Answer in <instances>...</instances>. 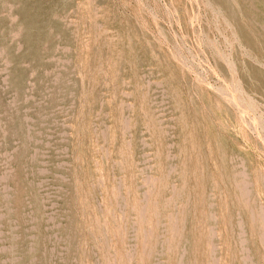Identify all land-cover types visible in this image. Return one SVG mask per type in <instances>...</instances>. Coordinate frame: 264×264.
Masks as SVG:
<instances>
[{
	"label": "rangeland",
	"instance_id": "1",
	"mask_svg": "<svg viewBox=\"0 0 264 264\" xmlns=\"http://www.w3.org/2000/svg\"><path fill=\"white\" fill-rule=\"evenodd\" d=\"M90 3L91 6L89 5ZM189 5L191 6L189 7ZM0 6V58L4 57L0 59V197H3V201L0 198V264H85L86 262V264H105V262L106 264H248L249 262V264H264V243H262L264 241L262 238L264 237V230L262 229V226L264 228V177L261 179L264 176V73L262 74L264 72V0H0ZM221 14L223 15L221 16ZM82 16L84 19H82ZM129 21H132V23ZM99 25L102 26L98 27ZM35 30L37 31L35 32ZM87 30L88 32L86 33ZM32 32H35L34 37ZM4 33L6 36H4ZM99 34L101 35L99 36ZM77 36H79V39ZM140 42L142 43L140 44ZM5 43L9 45L6 46ZM160 48H163L165 52ZM155 49L156 53L154 51ZM7 50L9 53H7ZM28 52L30 53L28 54ZM237 52L240 53L238 54ZM114 53L115 55H113ZM62 54L64 55L62 56ZM13 59L15 60L14 62H12ZM23 59L24 61H22ZM7 60H11V63L9 61L7 62ZM95 60L97 61L96 63ZM217 61L219 63H216ZM240 63L242 65H239ZM221 65L225 68L221 67ZM13 68L15 71H13ZM117 69L118 71L116 72ZM223 69H225V72ZM18 72L21 74L19 75ZM152 72L155 73V76L152 75ZM23 78L24 81L28 78V81L26 80L24 82ZM167 78L170 79L167 80ZM5 79L6 82L4 81ZM12 79L15 80L12 81ZM260 79L262 82H260ZM58 80L62 83H59ZM126 82H129V84L126 85ZM249 84H251L250 88ZM7 85L10 86L7 87ZM15 87L18 88L16 89ZM77 91L78 93L76 94ZM251 92L254 94H251ZM92 94H94V98ZM251 95L254 97H249ZM142 97H145L146 100ZM173 97L175 98L173 99ZM100 98L102 99L100 100ZM216 99H220V101H214ZM219 103L222 107L224 106V110L219 106ZM253 103L255 104L253 105ZM180 106L182 107L180 108ZM7 108L11 113L7 111ZM140 109L143 112L139 111ZM147 111L149 112L147 113ZM229 113L232 117L229 116ZM89 114L90 116H86ZM237 114L241 116L239 117ZM34 116L36 117L34 118ZM121 120L122 123H120ZM192 121L193 123H191ZM154 122L157 125H154ZM123 124L125 125L123 126ZM156 127H158V130ZM186 127L187 129H185ZM153 131L155 132L153 133ZM65 132L67 133L65 134ZM163 132L166 134H162ZM11 136H15L16 138ZM151 136L153 137L151 138ZM28 137L31 139L29 140ZM112 137H114L113 140ZM123 139L124 141H122ZM143 139L145 140L143 141ZM25 142L26 144H24ZM82 149L85 151L83 152ZM128 149H132V151ZM122 150L125 152L124 155ZM35 158L39 159L38 162ZM230 158L231 161H229ZM126 168L128 169L126 170ZM258 168L261 172H259ZM69 171L72 173L70 174ZM142 171L143 173H141ZM232 175H235V177ZM100 176L103 177L102 180ZM234 180L238 183L236 184ZM17 181L20 182L18 183ZM178 181L180 183H177ZM182 181L183 183H181ZM257 182L258 184H256ZM80 187L81 189H79ZM238 187L244 188V190L241 188L238 189ZM249 188L250 191L248 190ZM242 193L249 194L245 196ZM258 194L259 196H257ZM5 195L7 198H5ZM242 195L243 197L241 199ZM80 203H82L83 208H81ZM163 203L170 204L168 206V204L164 205ZM87 204L88 207H86ZM117 204L120 205L118 206ZM69 210L72 211L70 212ZM169 214H171L170 217ZM249 218H252V220ZM138 219L141 220L139 221ZM150 219L152 220L150 221ZM167 219L169 220L167 221ZM238 222H240V226ZM167 223H170V227ZM148 225L152 227L149 228ZM97 228L99 230H96ZM169 229L172 230L173 234ZM213 231L215 232L213 233ZM92 232H95V235ZM77 235L80 237H77ZM73 236L75 239H73ZM93 238H96V240ZM173 239L174 241H172ZM110 240L111 242H109ZM183 240L188 241L183 242ZM175 246L177 247L175 248ZM242 246L244 247L242 248ZM100 247H102L101 250ZM151 247L152 249H150ZM164 252L169 254L166 255ZM141 253L143 254L141 255Z\"/></svg>",
	"mask_w": 264,
	"mask_h": 264
},
{
	"label": "bare ground",
	"instance_id": "2",
	"mask_svg": "<svg viewBox=\"0 0 264 264\" xmlns=\"http://www.w3.org/2000/svg\"><path fill=\"white\" fill-rule=\"evenodd\" d=\"M182 1H183V0H182ZM192 1H193V0H192ZM204 1H207V0H204ZM212 1H213V0H212ZM231 1H232V0H231ZM233 1H234V0H233ZM252 1H253V0H252ZM259 1H260V0H259ZM14 2H16V1H14ZM74 2H75V1H74ZM86 2H87V1H86ZM92 2H93V1H92ZM94 2H95V1H94ZM186 2H187V1H186ZM215 2H216V1H215ZM237 2H238V1H237ZM261 2H263V1H261ZM106 3H107V2H106ZM183 3H184V2H183ZM206 3H207V2H206ZM228 3H229V2H228ZM13 4H14V3H13ZM92 4H93V3H92ZM95 4H97V3H95ZM231 4H232V3H231ZM235 4H236V3H235ZM238 4H239V3H238ZM74 5H75V3H74ZM74 5H73V6H74ZM89 5L91 6V3H90ZM99 5H100V4H99ZM101 5H102V4H101ZM13 6H14V5H13ZM13 6H12V7H13ZM21 6H22V5H21ZM63 6H64V5H63ZM68 6H69V5H68ZM97 6H98V4H97ZM190 6H191V5H189V7H190ZM212 6H214V5H212ZM235 6H236V5H235ZM245 6H246V5H245ZM254 6H255V5H254ZM0 7H1V6H0ZM77 7H78V6H77ZM92 7H94V6H92ZM106 7H107V6H106ZM236 7H237V6H236ZM238 7H239V6H238ZM258 7H259V6H258ZM95 8H96V7H95ZM216 8H217V7H216ZM229 8H230V6H229ZM11 9H12V8H11ZM96 9H99V8H96ZM240 9H241V7H240ZM234 10H235V9H234ZM251 10H252V9H251ZM258 10H259V9H258ZM262 10H263V9H262ZM100 11H103V10H100ZM182 11H183V10H182ZM239 11H240V10H239ZM239 11H238V12H239ZM2 12H3V11H2ZM20 12H21V11H20ZM22 12L24 13L23 9H22ZM90 12H91V11H90ZM93 12H94V11H93ZM179 12H180V11H179ZM238 12H237V13H238ZM15 13H16V12H15ZM29 13H30V12H29ZM71 13H72V11H71ZM81 13H82V12H81ZM100 13H101V12H100ZM102 13H103V12H102ZM185 13H186V12H185ZM224 13H225V12H224ZM239 13H240V12H239ZM11 14H12V13H11ZM18 14H19V13H18ZM74 14H75V13H74ZM96 14H97V13H96ZM233 14H234V13H233ZM250 14H251V13H250ZM250 14H249V15H250ZM261 14H262V13H261ZM0 15H1V14H0ZM72 15H73V14H72ZM76 15H77V14H76ZM178 15H179V14H178ZM222 15H223V14H221V16H222ZM242 15H243V14H242ZM247 15H248V13H247ZM12 16H13V15H12ZM26 16H27V15H26ZM74 16H75V15H74ZM181 16H182V15H181ZM181 16H180V17H181ZM187 16H188V15H187ZM240 16H241V14H240ZM16 17H17V16H16ZM23 17H25V16H23ZM98 17H99V16H98ZM98 17H97V18H98ZM185 17H186V16H185ZM263 17H264V16H263ZM35 18H36V17H35ZM186 18H187V17H186ZM237 18H238V17H237ZM66 19H67V18H66ZM66 19H65V20H66ZM82 19H84L83 16H82ZM181 19H182V18H181ZM220 19H221V18H220ZM229 19H230V18H229ZM241 19H242V17H241ZM13 20H15V19H13ZM30 20H31V19H30ZM59 20H60V19H59ZM59 20H58V23H59ZM97 20H98V19H97ZM110 20H111V19H110ZM110 20H108V21H110ZM117 20H118V19H117ZM217 20H219V18H217ZM217 20H216V21H217ZM226 20H227V19H226ZM231 20H232V19H231ZM258 20H260V18H258ZM70 21H71V20H70ZM92 21H93V20H92ZM92 21H91V22H92ZM222 21H223V20H222ZM224 21H225V20H224ZM232 21H233V20H232ZM256 21H257V19H256ZM4 22H5V21H4ZM19 22H20V21H19ZM77 22H78V21H77ZM87 22H88V21H87ZM103 22H104V21H103ZM113 22H114V21H113ZM124 22H125V21H124ZM129 22H130V21H129ZM129 22H128V23H129ZM136 22H137V21H136ZM189 22H190V20H189ZM219 22H220V21H219ZM241 22H242V21H241ZM246 22H247V20H246ZM11 23H12V22H11ZM65 23H66V22H65ZM110 23H112V22H110ZM118 23H119V22H118ZM130 23H132V21H131ZM130 23H129V25H130ZM137 23H138V22H137ZM183 23H185V22H183ZM217 23H218V22H217ZM225 23H226V22H225ZM230 23H231V22H230ZM232 23H233V22H232ZM244 23H245V22H244ZM250 23H251V22H250ZM6 24H7V23H6ZM6 24H5V25H6ZM66 24H67V23H66ZM77 24H78V23H77ZM86 24H87V23H86ZM124 24H125V23H124ZM185 24H186V23H185ZM233 24H234V23H233ZM251 24H252V23H251ZM255 24H256V23H255ZM109 25H110V24H109ZM117 25H118V24H117ZM119 25H120V24H119ZM127 25H128V24H127ZM129 25H128V26H129ZM138 25H139V24H138ZM234 25H235V24H234ZM245 25H246V24H245ZM0 26H1V25H0ZM15 26H16V25H15ZM15 26H14V27H15ZM65 26H66V25H65ZM73 26H74V25H73ZM84 26H85V25H84ZM101 26H102V25H99L98 27H101ZM124 26H125V25H124ZM124 26H123V27H124ZM130 26H131V25H130ZM140 26H141V25H140ZM227 26H228V25H227ZM231 26H232V25H231ZM236 26H237V25H236ZM14 27H13V28H14ZM89 27H90V26H89ZM159 27H160V26H159ZM162 27H163V26H162ZM162 27H161V28H162ZM254 27H255V26H254ZM66 28H67V27H66ZM238 28H239V27H238ZM246 28H247V27H246ZM5 29H6V28H5ZM22 29H23V28H22ZM69 29H70V28H69ZM80 29H81V28H80ZM91 29H92V28H91ZM94 29H96V28H94ZM135 29H136V28H135ZM143 29H144V28H143ZM233 29H234V28H233ZM260 29H261V28H260ZM6 30H7V29H6ZM8 30H9V29H8ZM11 30H12V28H11ZM14 30H15V29H14ZM14 30H13V31H14ZM65 30H66V29H65ZM89 30H90V29H89ZM122 30H123V29H122ZM163 30H164V29H163ZM235 30H236V29H235ZM237 30H238V29H237ZM23 31H24V30H23ZM36 31H37V30H35V32H36ZM55 31H56V30H55ZM58 31H59V30H58ZM63 31H64V30H63ZM74 31H75V30H74ZM120 31H121V30H120ZM131 31H132V30H131ZM131 31H130V32H131ZM256 31H257V30H256ZM2 32H3V31H2ZM8 32H9V31H8ZM10 32H11V31H10ZM35 32H34V33H35ZM65 32H66V31H65ZM83 32H84V31H83ZM87 32H88V30L86 31V33H87ZM99 32H101V31H99ZM106 32H108V31H106ZM123 32H124V31H123ZM137 32H138V31H137ZM142 32H143V31H142ZM144 32H145V31H144ZM237 32H238V31H237ZM241 32H242V31H241ZM248 32H249V31H248ZM25 33H26V32H25ZM32 33H33V32H32ZM34 33H33V37H34ZM95 33H96V32H95ZM117 33H118V32H117ZM125 33H126V32H125ZM238 33H239V32H238ZM262 33H263V32H262ZM1 34H2V33H1ZM19 34H20V33H19ZM36 34H37V33H36ZM65 34H66V33H65ZM78 34H79V33H78ZM90 34H91V33H90ZM101 34H102V33H101ZM101 34H99V36H100ZM119 34H120V33H119ZM239 34H240V33H239ZM11 35H12V34H11ZM23 35H24V34H23ZM62 35H63V34H62ZM66 35H67V34H66ZM105 35H106V34H105ZM116 35H117V34H116ZM121 35H122V34H121ZM133 35H134V34H133ZM136 35H138V34H136ZM140 35H141V34H140ZM4 36H6L5 33H4ZM8 36H9V35H8ZM18 36H20V35H18ZM96 36H97V35H96ZM123 36H124V35H123ZM123 36H122V37H123ZM138 36H139V35H138ZM143 36H144V35H143ZM165 36H166V35H165ZM234 36H235V34H234ZM248 36H249V35H248ZM259 36H260V35H259ZM0 37H1V36H0ZM16 37H17V36H16ZM24 37H25V35H24ZM33 37H32V38H33ZM52 37H54V36L52 35ZM77 37H78V39H79V36H77ZM101 37H103V36H101ZM249 37H250V36H249ZM10 38H11V37H10ZM25 38H26V37H25ZM118 38H119V37H118ZM123 38H124V37H123ZM123 38H122V39H123ZM140 38H141V37H140ZM145 38H146V37H145ZM145 38H144V39H145ZM231 38H232V37H231ZM253 38H254V37H253ZM256 38H257V37H256ZM256 38H255V39H256ZM33 39H34V38H33ZM33 39H32V41H33ZM61 39H62V38H61ZM96 39H97V38H96ZM98 39H99V38H98ZM106 39H107V38H106ZM112 39H113V38H112ZM120 39H121V38H120ZM127 39H128V38H127ZM133 39H135V38H133ZM149 39H150V38H149ZM151 39H152V38H151ZM242 39H243V37H242ZM249 39H251V38H249ZM258 39H259V38H258ZM26 40H27V39H26ZM47 40H48V39H47ZM57 40H58V39H57ZM72 40H73V39H72ZM113 40H114V39H113ZM139 40H140V39H139ZM238 40H240V39H238ZM9 41H10V39H9ZM16 41H17V40H16ZM30 41H31V40H30ZM62 41H63V40H62ZM101 41H102V40H101ZM101 41H100V42H101ZM119 41H120V40H119ZM136 41H137V40H136ZM142 41H143V40H142ZM236 41H237V40H236ZM259 41L261 42L260 39H259ZM1 42H2V41H1ZM33 42H35V41H33ZM66 42H67V41H66ZM68 42H69V41H68ZM71 42H72V41H71ZM73 42H74V41H73ZM92 42H93V41H92ZM105 42H106V40H105ZM112 42H113V41H112ZM150 42H151V41H150ZM153 42H155V41H153ZM241 42H242V41H241ZM7 43H8V42H7ZM11 43H12V42H11ZM25 43H26V42H25ZM30 43H31V42H30ZM50 43H51V42H50ZM110 43H111V41H110ZM129 43H130V41H129ZM138 43H139V42H138ZM141 43H142V42H140V44H141ZM208 43H209V42H208ZM210 43H211V41H210ZM238 43H239V42H238ZM258 43H259V42H258ZM258 43H257V44H258ZM35 44H36V42H35ZM69 44H70V43H69ZM74 44H75V43H74ZM74 44H73V45H74ZM90 44H91V43H90ZM94 44H96V43H94ZM97 44H98V43H97ZM111 44H112V43H111ZM120 44H121V43H120ZM146 44H149V43H146ZM154 44H155V43H154ZM241 44H242V43H241ZM5 45H6V43H5ZM8 45H9V44H8ZM8 45H6V46H8ZM27 45H28V43H27ZM29 45H31V44H29ZM71 45H72V44H71ZM77 45H78V44H77ZM151 45H152V44H151ZM157 45H158V44H157ZM233 45H234V44H233ZM238 45H239V44H238ZM258 45H259V44H258ZM260 45H261V44H260ZM6 46H5V47H6ZM51 46H52V45H51ZM89 46H90V45H89ZM119 46H120V45H119ZM139 46H141V45H139ZM254 46H255V45H254ZM9 47H10V46H9ZM11 47H13V46H11ZM15 47H16V46H15ZM59 47H60V46H59ZM93 47H94V46H93ZM113 47H114V46H113ZM129 47H130V45H129ZM133 47H134V46H133ZM137 47H138V46H137ZM149 47L151 48V46H149ZM19 48H21V47H19ZM236 48H237V47H236ZM236 48H235V49H236ZM255 48H256V47H255ZM6 49H7V48H6ZM45 49H46V47H45ZM86 49H87V48H86ZM102 49H103V48H102ZM123 49H124V46H123ZM126 49H129V48H126ZM131 49H132V48H131ZM153 49H154V48H153ZM160 49L163 50V48H160ZM235 49H233V50H235ZM0 50H1V49H0ZM3 50H4V49H3ZM10 50H12V49H10ZM32 50H33V47H32ZM43 50H44V49H43ZM49 50H50V49H49ZM52 50H53V49H52ZM59 50H60V49H59ZM65 50H66V49H65ZM124 50H125V49H124ZM149 50H150V49H149ZM262 50H263V49H262ZM47 51H48V49H47ZM86 51H87V50H86ZM89 51H90V50H89ZM98 51H99V50H98ZM101 51H102V50H101ZM131 51H132V50H131ZM133 51H134V50H133ZM154 51H155V53H156V49H155ZM163 51H164V50H163ZM10 52H12V51H10ZM50 52H51V51H50ZM99 52H100V51H99ZM121 52H122V51H121ZM121 52H120V53H121ZM124 52H125V51H124ZM164 52H165V51H164ZM5 53H6V52H5ZM7 53H9L8 50H7ZM14 53H15V52H14ZM29 53H30V52H28V54H29ZM31 53H32V52H31ZM39 53H40V52H39ZM41 53H42V52H41ZM53 53H54V52H53ZM65 53H66V52H65ZM104 53H105V51H104ZM120 53H118V54L120 55ZM235 53H236V52H235ZM237 53H238V52H237ZM239 53H240V52H239ZM239 53H238V54H239ZM2 54H3V53H2ZM2 54H1V55H2ZM26 54H27V53H26ZM26 54H25V55H26ZM46 54H47V53H46ZM51 54H52V53H51ZM57 54H58V53H57ZM59 54H60V53H59ZM93 54H94V53H93ZM97 54H98V52H97ZM122 54H125V53H122ZM122 54H121V56H122ZM130 54H131V53H130ZM149 54H150V53H149ZM152 54H154V53L152 52ZM158 54H159V52H158ZM7 55H8V54H7ZM11 55H12V53H11ZM20 55H21V54H20ZM44 55H45V54H44ZM63 55H64V54H62V56H63ZM69 55H70V54H69ZM69 55H68V56H69ZM71 55H72V54H71ZM113 55H115V53H114ZM119 55H118V56H119ZM163 55H164V54H163ZM219 55H220V54H219ZM234 55H235V54H234ZM260 55H261V54H260ZM12 56H13V55H12ZM12 56H11V57H12ZM21 56H22V55H21ZM39 56H40V55H39ZM47 56H48V55H47ZM73 56H74V55H73ZM123 56H124V55H123ZM133 56H134V55H133ZM142 56H144V55H142ZM154 56H155V55H154ZM239 56H240V55H239ZM239 56H238V57H239ZM16 57H17V56H16ZM30 57L32 58V56H30ZM83 57H84V56H83ZM90 57H91V56H90ZM93 57H94V55H93ZM148 57H149V56H148ZM157 57H158V56H157ZM218 57H219V56H218ZM221 57H223V56H221ZM3 58H4V57H3ZM3 58H0V59H3ZM23 58H24V57H23ZM26 58H27V57H26ZM26 58H25V59H26ZM33 58H34V55H33ZM37 58H38V57H37ZM60 58H61V57H60ZM78 58H79V57H78ZM95 58H97V57H95ZM121 58H123V57H121ZM125 58H126V56H125ZM257 58H258V57H257ZM10 59H11V58H10ZM18 59H19V56H18ZM18 59H17V61H18ZM39 59H41V57H39ZM39 59H38V61H39ZM57 59H58V58H57ZM100 59H102V58H100ZM132 59H133V58H132ZM157 59H158V58H157ZM216 59H217V57H216ZM137 60H138V59H137ZM147 60H148V59H147ZM147 60H145V61H147ZM233 60H234V59H233ZM5 61H6V60H5ZM5 61H4V62H5ZM8 61H9V60H7V62H8ZM10 61H11V60H10ZM10 61H9V62H10ZM14 61H15V60L13 59L12 62H14ZM22 61H24V59H23ZM28 61H29V59H28ZM43 61H44V60H43ZM46 61H47V60H46ZM46 61H45V62H46ZM109 61H110V59H109ZM128 61H129V60H128ZM155 61H156V60H155ZM164 61H165V59H164ZM219 61H220V60H219ZM257 61H258V59H257ZM261 61H262V59H261ZM33 62H34V61H33ZM36 62H37V61H36ZM41 62H42V61H41ZM66 62H67V61H66ZM72 62H73V61H72ZM72 62H71V63H72ZM90 62H91V61H90ZM96 62H97V61L95 60V63H96ZM156 62H157V61H156ZM222 62H223V61H222ZM232 62H234V61H232ZM235 62H236V61H235ZM252 62H253V61H252ZM10 63H11V62H10ZM21 63H23V62H21ZM26 63H27V62H26ZM38 63H39V62H38ZM54 63H55V62H54ZM82 63H83V62H82ZM92 63H93V62H92ZM95 63H94V65H95ZM121 63H122V62H121ZM128 63H129V62H128ZM160 63H161V62H160ZM183 63H184V62H183ZM216 63H219V62L217 61ZM259 63H260V61H259ZM7 64H9V63H7ZM13 64H14V63H13ZM17 64H18V63H17ZM19 64H20V63H19ZM97 64H98V63H97ZM119 64H120V63H119ZM122 64H123V63H122ZM142 64H143V63H142ZM220 64H222V63L220 62ZM223 64H224V63H223ZM249 64H250V62H249ZM251 64H252V63H251ZM255 64H256V63H255ZM10 65H11V64H10ZM15 65H16V64H15ZM47 65H48V64H47ZM62 65H63V64H62ZM67 65H68V64H67ZM70 65H71V64H70ZM117 65H118V64H117ZM130 65H131V64H130ZM150 65H151V64H150ZM226 65H227V63H226ZM234 65H235V63H234ZM239 65H242V64L240 63ZM244 65H245V64H244ZM0 66H1V65H0ZM7 66H8V65H7ZM13 66H14V65H13ZM53 66H54V65H53ZM64 66H65V65H64ZM89 66H90V65H89ZM102 66H103V65H102ZM104 66H105V65H104ZM166 66H167V65H166ZM261 66H262V65H261ZM40 67H41V66H40ZM44 67H45V66H44ZM67 67H68V66H67ZM81 67H82V66H81ZM94 67H96V66H94ZM115 67H116V66H115ZM120 67H121V66H120ZM130 67H131V66H130ZM152 67H153V66H152ZM216 67H217V65H216ZM221 67H224V66L221 65ZM234 67H235V66H234ZM237 67L240 68L239 66H237ZM243 67H244V66H243ZM14 68H16V67H14ZM14 68H13V71H15ZM32 68H33V67H32ZM35 68H36V67H35ZM87 68H88V67H87ZM125 68H126V67H125ZM160 68H161V67H160ZM163 68H164V67H163ZM224 68H225V67H224ZM235 68H236V67H235ZM250 68H251V65H250ZM255 68H256V67H255ZM36 69H37V68H36ZM39 69H40V68H39ZM39 69H38V70H39ZM47 69H48V68H47ZM56 69H57V68H56ZM92 69H93V67H92ZM105 69H106V68H105ZM161 69H162V68H161ZM226 69H228V68H226ZM229 69H230V68H229ZM244 69H245V68H244ZM0 70H1V69H0ZM21 70H22V69H21ZM23 70H24V69H23ZM33 70H34V69H33ZM40 70H41V69H40ZM96 70H97V69H96ZM103 70H104V68H103ZM135 70H136V68H135ZM155 70H156V67H155ZM224 70H225V69H223V71H224ZM240 70H241V69H240ZM6 71H7V70H6ZM13 71H12V72H13ZM35 71H36V70H35ZM35 71H34V72H35ZM68 71H69V70H68ZM72 71H73V70H72ZM94 71H95V70H94ZM117 71H118V69L116 70V72H117ZM119 71H120V70H119ZM163 71H164V69H163ZM229 71H230V70H229ZM231 71H232V70H231ZM247 71H248V70H247ZM258 71H259V70H258ZM20 72H21V71H20ZM30 72H31V71H30ZM30 72H29V73H30ZM55 72H56V71H55ZM60 72H61V71H60ZM69 72H70V71H69ZM106 72H107V71H106ZM138 72H139V70H138ZM154 72H155V71H154ZM154 72H152V73H153L152 75L155 74ZM168 72H169V71H168ZM224 72H225V71H224ZM248 72H249V71H248ZM248 72H247V73H248ZM18 73H19V72H18ZM52 73H53V72H52ZM65 73H66V72H65ZM65 73H64V75H65ZM108 73H109V72H108ZM141 73H142V72H141ZM143 73H144V71H143ZM162 73H163V72H162ZM162 73H161V74H162ZM166 73H167V72H166ZM169 73H170V72H169ZM254 73H255V72H254ZM263 73H264V72H262V74H263ZM7 74H8V73H7ZM13 74H14V73H13ZM20 74H21V73H19V75H20ZM23 74H24V73H23ZM66 74H67V73H66ZM81 74H82V73H81ZM103 74H104V72H103ZM115 74H117V73H115ZM122 74H123V73H122ZM127 74H128V73H127ZM136 74H137V73H136ZM138 74H139V73H138ZM231 74H232V73H231ZM231 74H230V75H231ZM236 74H237V72H236ZM257 74H259V73H257ZM260 74H261V73H260ZM14 75H15V74H14ZM14 75H13V76H14ZM16 75H17V74H16ZM32 75H33V74H32ZM73 75H74V74H73ZM92 75H93V74H92ZM107 75H108V74H107ZM123 75H124V74H123ZM149 75H150V74H149ZM158 75H159V74H158ZM162 75H163V74H162ZM232 75H233V74H232ZM240 75H241V74H240ZM42 76H43V75H42ZM42 76H41V77H42ZM53 76H54V75H53ZM80 76H81V75H80ZM127 76H128V75H127ZM135 76H137V75H135ZM138 76H139V75H138ZM154 76H155V75H154ZM163 76H164V75H163ZM168 76H169V75H168ZM235 76H236V75H235ZM235 76H234V77H235ZM248 76H249V75H248ZM255 76H256V75H255ZM7 77H8V76H7ZM15 77H16V76H15ZM17 77H18V76H17ZM24 77H25V76H24ZM57 77H58V76H57ZM61 77H63V76H61ZM111 77H112V76H111ZM111 77H110V78H111ZM114 77H115V76H114ZM132 77H133V76H132ZM150 77H151V76H150ZM240 77H241V76H240ZM85 78H86V77H85ZM93 78H94V77H93ZM112 78H113V77H112ZM126 78H127V77H126ZM126 78H125V79H126ZM241 78H242V77H241ZM255 78H257V77H255ZM258 78H259V77H258ZM261 78H263V77L261 76ZM16 79H17V78H16ZM44 79H45V78H44ZM54 79H55V78H54ZM60 79H61V78H60ZM73 79H74V78H73ZM100 79H101V78H100ZM127 79H128V78H127ZM133 79H134V78H133ZM168 79H170V78H167V80H168ZM242 79H243V78H242ZM263 79H264V78H263ZM0 80H1V79H0ZM13 80H15V79H12V81H13ZM26 80L28 81V78H26ZM26 80H25V81H26ZM48 80H49V79H48ZM56 80H57V79H56ZM64 80H65V79H64ZM74 80H75V79H74ZM74 80H70V81H74ZM78 80H79V79H78ZM82 80H83V79H82ZM85 80H86V79H85ZM140 80H141V79H140ZM145 80H146V79H145ZM240 80H241V79H240ZM240 80H239V82H240ZM260 80H261V79H260ZM260 80H259V81H260ZM4 81L6 82V79H5ZM23 81H24V78H23ZM25 81H24V82H25ZM33 81H34V80H33ZM33 81H31V82H33ZM41 81H42V80H41ZM52 81H53V80H52ZM70 81H69V82H70ZM86 81H87V80H86ZM92 81H94V80H92ZM96 81H97V79H96ZM105 81H106V80H105ZM116 81H117V80H116ZM118 81H119V80H118ZM170 81H171V80H170ZM170 81H169V82H170ZM1 82H2V81H1ZM7 82H8V81H7ZM10 82H11V81H10ZM20 82H21V81H20ZM31 82H30V84H31ZM58 82H59V80H58ZM60 82H61V81H60ZM60 82H59V83H60ZM64 82H67V81H64ZM83 82H84V81H83ZM102 82H103V81H102ZM106 82H107V81H106ZM109 82H110V81H109ZM113 82H114V81H113ZM120 82H121V81H120ZM132 82H133V81H132ZM135 82H136V81H135ZM142 82H143V81H142ZM163 82H164V81H163ZM260 82H262V80H261ZM56 83H57V82H56ZM61 83H62V82H61ZM85 83H86V82H85ZM95 83H97V82H95ZM124 83H125V82H124ZM139 83H140V82H139ZM144 83H145V82H144ZM146 83H147V82H146ZM0 84H1V83H0ZM12 84H14V83H12ZM20 84H21V83H20ZM20 84H19V85H20ZM28 84H29V83H28ZM50 84H51V83H50ZM83 84H84V83H83ZM98 84H99V83H98ZM122 84H123V83H122ZM127 84H129V82H126V85H127ZM5 85H6V84H5ZM5 85H4V86H5ZM15 85H17V84H15ZM19 85H18V86H19ZM61 85H62V84H61ZM65 85H66V84H65ZM73 85H74V84H73ZM101 85H102V84H101ZM104 85H105V84H104ZM109 85H110V84H109ZM113 85H115V84H113ZM120 85H121V83H120ZM132 85H133V83H132ZM167 85H168V84H167ZM241 85H242V84H241ZM8 86H10V85H7V87H8ZM11 86H12V85H11ZM33 86H34V85H33ZM44 86H45V85H44ZM79 86H80V85H79ZM86 86H87V85H86ZM123 86H124V85H123ZM136 86H137V85H136ZM136 86H135V89H136ZM147 86H148V85H147ZM196 86H197V85H196ZM196 86H195V88L198 89V87H196ZM199 86H200V85H199ZM250 86H251V84H249V88H250ZM53 87H54V86H53ZM55 87H56V86H55ZM60 87H62V86H60ZM66 87H68V86H66ZM110 87H111V86H110ZM113 87H114V86H113ZM132 87H133V86H132ZM142 87H143V86H142ZM148 87H149V86H148ZM170 87H171V86H170ZM173 87H175V86H173ZM201 87H202V86H201ZM258 87H259V86H258ZM15 88L17 89L18 87H15ZM48 88H49V86H48ZM73 88H74V87H73ZM120 88H122V87L120 86ZM120 88H119V89H120ZM175 88H177V87H175ZM175 88H174V89H175ZM232 88H233V87H232ZM2 89H3V88H2ZM13 89H14V87H13ZM53 89H54V88H53ZM53 89H52V90H53ZM68 89H69V88H68ZM70 89H71V88H70ZM76 89H77V88H76ZM76 89H75V90H76ZM104 89H105V88H104ZM138 89H139V86H138ZM146 89H147V88H146ZM151 89H152V88H151ZM177 89H179V88H177ZM228 89H229V88H228ZM241 89H242V88H241ZM62 90H63V89H62ZM62 90H61V91H62ZM83 90H84V89H83ZM85 90H86V89H85ZM91 90H92V89H91ZM97 90H98V89H97ZM108 90H109V88H108ZM148 90H149V89H148ZM179 90H180V89H179ZM195 90H196V89H195ZM15 91H16V90H15ZM19 91H21V90L19 89ZM24 91H25V89H24ZM39 91H40V90H39ZM66 91H67V90H66ZM66 91H65V92H66ZM68 91H69V90H68ZM89 91H90V90H89ZM94 91H95V90H94ZM143 91H144V89H143ZM193 91H194V90H193ZM193 91H192V94H193ZM232 91H233V90H232ZM239 91H240V90H239ZM261 91H262V90H261ZM25 92H26V91H25ZM40 92H41V91H40ZM53 92H54V91H53ZM84 92H85V91H84ZM141 92H142V91H141ZM148 92H149V91H148ZM174 92H175V91H174ZM202 92H203V91H202ZM241 92H243V91H241ZM263 92H264V91H263ZM51 93H52V92H51ZM67 93H68V92H67ZM74 93H75V92H74ZM77 93H78V91L76 92V94H77ZM99 93H100V92H99ZM131 93H132V91H131ZM133 93H134V92H133ZM135 93L137 94V92H135ZM152 93H153V92H152ZM152 93H151V94H152ZM167 93H168V92H167ZM175 93H176V92H175ZM180 93H181V92H180ZM187 93H188V92H187ZM208 93H209V92H208ZM208 93H207V94H208ZM219 93H220V92H219ZM236 93H237V91H236ZM239 93H240V92H239ZM249 93H250V92H249ZM6 94H7V93H6ZM13 94H14V93H13ZM54 94H55V93H54ZM65 94H66V93H65ZM95 94H96V93H95ZM102 94H105V93H102ZM138 94H139V93H138ZM178 94H179V93H178ZM178 94H177V95H178ZM196 94H197V93H196ZM196 94H194V95L196 96ZM213 94H214V93H213ZM220 94H221V93H220ZM244 94H245V93H244ZM251 94H254V93L251 92ZM2 95H3V94H2ZM29 95H31V94H29ZM62 95H63V94H62ZM74 95H75V94H74ZM93 95H94V94H92V96H93ZM147 95H148V94H147ZM194 95H193V96H194ZM197 95H198V94H197ZM209 95H210V94H209ZM239 95H240V94H239ZM241 95H242V94H241ZM247 95H248V91H247ZM256 95H257V94H256ZM12 96H14V95H12ZM12 96H11V97H12ZM49 96H51V95H49ZM57 96H58V95H57ZM65 96H66V95H65ZM77 96H78V95H77ZM77 96H75V97H77ZM88 96H89V95H88ZM92 96H91V97H92ZM104 96H105V95H104ZM107 96H108V95H107ZM139 96H140V95H139ZM172 96H174V95H172ZM189 96H190V95H189ZM207 96H208V95H207ZM211 96H212V93H211ZM219 96H220V95H219ZM219 96H218V97H219ZM225 96H226V95H225ZM263 96H264V95H263ZM6 97H7V96H6ZM24 97H25V96H24ZM26 97H27V96H26ZM33 97H34V96H33ZM41 97H42V95H41ZM43 97H44V96H43ZM67 97H68V96H67ZM98 97H99V96H98ZM118 97H119V96H118ZM149 97H150V96H149ZM151 97H152V95H151ZM178 97H179V96H178ZM186 97H188V96L186 95ZM186 97H185V99H186ZM201 97H202V96H201ZM214 97H216V96H214ZM214 97H213V98H214ZM249 97H254V96L251 95V96H249ZM259 97H260V96H259ZM4 98H5V96H4ZM16 98H17V97H16ZM44 98H45V97H44ZM69 98H70V97H69ZM86 98H87V97H86ZM89 98H90V97H89ZM93 98H94V96H93ZM142 98H143V97H142ZM142 98H141V99H142ZM146 98H147V97H146ZM166 98H167V97H166ZM174 98H175V97H173V99H174ZM220 98H221V97H220ZM225 98H226V97H225ZM1 99H2V98H1ZM13 99H14V98H13ZM42 99H43V98H42ZM42 99H41V102H42ZM52 99H54V98H52ZM64 99H65V98H64ZM64 99H61V100H64ZM77 99H78V98H77ZM84 99H85V98H84ZM90 99H91V98H90ZM101 99H102V98H100V100H101ZM118 99H119V98H118ZM135 99H136V98H135ZM138 99H139V98H138ZM143 99H145V97H144ZM167 99H168V98H167ZM176 99H178V98H176ZM188 99H189V97H188ZM191 99H193V98L191 97ZM191 99H190V100H191ZM15 100H16V99H15ZM23 100H24V99H23ZM43 100H44V99H43ZM115 100H116V99H115ZM145 100H146V99H145ZM209 100H210V99H209ZM217 100H218V99H216V100H214V101H217ZM248 100H249V99H248ZM3 101H4V100H3ZM51 101H52V100H51ZM53 101H54V100H53ZM67 101H68V100H67ZM67 101H66V102H67ZM70 101H71V99H70ZM90 101H91V100H90ZM97 101H98V99H97ZM121 101H122V100H121ZM121 101H120V102H121ZM141 101H142V100H141ZM188 101H189V100H188ZM218 101H220V99H219ZM0 102H1V100H0ZM7 102H8V101H7ZM20 102H24V101H20ZM36 102H37V101H36ZM55 102H56V101H55ZM81 102H82V101H81ZM95 102H96V101H95ZM118 102H119V101H118ZM118 102H117V103H118ZM134 102H136V101H134ZM143 102H144V101H143ZM151 102H152V100H151ZM174 102H175V100H174ZM179 102H182V101H179ZM190 102H191V101H190ZM246 102H247V101H246ZM255 102H256V101H255ZM13 103H14V102H13ZM17 103H18V102H17ZM17 103H15V104H17ZM34 103H35V102H34ZM51 103H52V102H51ZM56 103H57V102H56ZM63 103H64V102H63ZM73 103H74V102H73ZM73 103H72V104H73ZM105 103H106V102H105ZM136 103H137V102H136ZM187 103H189V102H187ZM187 103H186V104H187ZM216 103H217V102H216ZM250 103H251V102H250ZM4 104H5V103H4ZM53 104H54V103H53ZM60 104H61V103H60ZM90 104H91V102H90ZM94 104H95V103H94ZM107 104H108V103H107ZM122 104H123V103H122ZM142 104H143V103H142ZM146 104H147V101H146ZM180 104H181V103H180ZM180 104H179V105H180ZM190 104H191V103H190ZM190 104H188V105H190ZM254 104H255V103H253V105H254ZM261 104H262V103H261ZM5 105H7V104H5ZM10 105H11V104H10ZM10 105H9V106H10ZM12 105H13V104H12ZM40 105H41V104H40ZM40 105H38V106H40ZM43 105H44V104H43ZM65 105H66V104H65ZM74 105H75V104H74ZM95 105H96V104H95ZM124 105H125V104H124ZM149 105H150V104H149ZM195 105H196V104H195ZM249 105H250V104H249ZM249 105H248V106H249ZM33 106H35V105H33ZM105 106H106V105H105ZM121 106H122V105H121ZM130 106H131V105H130ZM137 106H138V105H137ZM140 106H141V105H140ZM219 106H221L220 103H219ZM231 106H232V105H231ZM7 107H8V106H7ZM25 107H26V106H25ZM49 107H50V106H49ZM51 107H52V106H51ZM96 107H97V105H96ZM144 107H145V106H144ZM147 107H148V106H147ZM181 107H182V106H180V108H181ZM221 107H222V106H221ZM223 107H224V106H223ZM223 107H222V108H223ZM227 107H228V106H227ZM233 107H234V106H233ZM5 108H6V107H5ZM8 108H9V107H8ZM8 108H7V111H8ZM13 108H14V107H13ZM13 108H12V109H13ZM16 108H17V107H16ZM46 108H47V107H46ZM76 108H77V107H76ZM84 108H85V107H84ZM84 108H83V109H84ZM91 108H92V107H91ZM110 108H111V107H110ZM120 108H121V107H120ZM141 108H142V107H141ZM216 108H217V106H216ZM31 109H32V108H31ZM33 109H34V108H33ZM38 109H39V108H38ZM64 109L67 110L66 108H64ZM68 109H69V108H68ZM70 109H71V108H70ZM74 109H75V108H74ZM74 109H73V111H74ZM97 109H98V108H97ZM137 109H138V108H137ZM187 109H188V108H187ZM189 109H190V108H189ZM226 109H227V108H226ZM22 110H23V109H22ZM26 110H27V109H26ZM52 110H53V109H52ZM85 110H86V109H85ZM90 110H91V109H90ZM90 110H89V111H90ZM104 110H105V109H104ZM104 110H103V111H104ZM110 110H111V109H110ZM125 110H126V109H125ZM131 110H132V108H131ZM131 110H130V111H131ZM134 110H135V109H134ZM179 110H180V109H179ZM218 110H219V109H218ZM223 110H224V108H223ZM237 110H239V109H237ZM2 111H3V110H2ZM9 111H10V110H9ZM9 111H8V112H9ZM14 111H15V110H14ZM16 111H17V110H16ZM37 111H38V110H37ZM50 111H51V110H50ZM56 111H57V110H56ZM63 111H64V110H63ZM123 111H124V110H123ZM132 111H133V110H132ZM136 111H137V110H136ZM139 111H142V109H140ZM145 111H146V110H145ZM189 111H190V110H189ZM17 112H18V111H17ZM48 112H49V111H48ZM48 112H47V113H48ZM71 112H72V111H71ZM87 112H88V110H87ZM120 112H121V111H120ZM128 112H129V111H128ZM142 112H143V111H142ZM142 112H141V113H142ZM148 112H149V111H147V113H148ZM178 112H179V111H178ZM223 112H224V111H223ZM233 112H234V111H233ZM235 112H236V111H235ZM2 113H3V112H2ZM9 113H11V112H9ZM12 113H13V112H12ZM35 113H36V112H35ZM37 113H38V112H37ZM40 113H41V112H40ZM54 113H55V112H54ZM79 113H80V112H79ZM83 113H84V112H83ZM91 113L93 114V112H91ZM102 113H103V112H102ZM121 113H122V112H121ZM133 113H135V112H133ZM137 113H139V112L137 111ZM147 113H146V115H147ZM176 113H177V112H176ZM182 113H183V112H182ZM225 113H226V112H225ZM13 114H14V113H13ZM25 114H26V113H25ZM29 114H30V113H29ZM31 114H32V112H31ZM66 114H67V113H66ZM108 114H109V113H108ZM112 114H113V113H112ZM123 114H124V113H123ZM183 114L185 115V113H183ZM11 115H12V114H11ZM21 115H22V114H21ZM46 115H47V114H46ZM69 115H70V114H69ZM82 115H83V114H82ZM116 115H117V114H116ZM120 115H121V114H120ZM136 115H137V114H136ZM138 115H140V114H138ZM148 115H149V114H148ZM225 115H226V114H225ZM235 115H236V114H235ZM237 115H238V114H237ZM6 116H7V115H6ZM8 116H9V115H8ZM13 116H14V115H13ZM22 116H23V115H22ZM49 116H50V115H49ZM61 116H62V115H61ZM83 116H84V115H83ZM86 116H90V114H89V115H86ZM93 116H94V115H93ZM114 116H115V115H114ZM114 116H113V118H114ZM122 116H123V115H122ZM130 116H131V115H130ZM144 116H145V114H144ZM149 116H150V115H149ZM152 116H153V115H152ZM152 116H151V117H152ZM154 116H155V114H154ZM181 116H182V115H181ZM187 116H188V115H187ZM187 116H186V117H187ZM229 116H230V113H229ZM238 116H239V115H238ZM240 116H241V115H240ZM240 116H239V117H240ZM35 117H36V116H34V118H35ZM115 117H116V116H115ZM140 117H141V116H140ZM151 117H149L150 120H151ZM184 117H185V116H184ZM230 117H232V116H230ZM235 117H236V116H235ZM38 118H39V117H38ZM43 118H44V117H43ZM45 118H46V116H45ZM47 118H48V116H47ZM50 118H51V117H50ZM88 118H89V117H88ZM93 118H94V117H93ZM149 118H148V119H149ZM182 118H183V116H182ZM0 119H1V118H0ZM7 119H8V118H7ZM10 119H11V118H10ZM12 119H13V118H12ZM27 119H28V118H27ZM54 119H56V118H54ZM72 119H73V118H72ZM99 119H100V118H99ZM101 119H102V117H101ZM107 119H108V118H107ZM125 119H126V118H125ZM127 119H128V118H127ZM135 119H136V118H135ZM138 119H139V118H138ZM145 119H146V117H145ZM153 119H155V118H153ZM232 119H233V118H232ZM238 119H239V118H238ZM14 120H15V119H14ZM14 120H13V121H14ZM28 120H29V119H28ZM36 120H37V119H36ZM40 120H41V118H40ZM66 120H67V119H66ZM83 120H84V119H83ZM83 120H81V121H83ZM136 120H137V119H136ZM140 120H141V119H140ZM146 120H147V119H146ZM155 120H156V119H155ZM182 120H183V119H182ZM241 120H242V118H241ZM44 121H45V120H44ZM50 121H51V120H50ZM86 121H87V120H86ZM108 121H109V120H108ZM127 121H128V120H127ZM134 121H135V120H134ZM151 121H153V120H151ZM151 121H150V122H151ZM185 121H186V120H185ZM0 122H1V121H0ZM2 122H3V121H2ZM7 122H9V121H7ZM26 122H27V121H26ZM31 122H32V121H31ZM37 122H38V121H37ZM48 122H49V121H48ZM53 122H54V121H53ZM56 122H57V121H56ZM68 122H69V121H68ZM77 122H78V121H77ZM119 122H120V121H119ZM142 122H143V121H142ZM144 122H145V120H144ZM156 122H157V121H156ZM156 122H154V125H155V124L157 125ZM180 122H182V121L180 120ZM211 122H212V121H211ZM240 122H241V121H240ZM42 123H43V122H42ZM45 123H46V122H45ZM64 123H65V122H64ZM120 123H122V120H121ZM191 123H193V121H192ZM54 124H56V123H54ZM84 124H85V122H84ZM91 124H92V123H91ZM125 124H126V123H125ZM125 124H123V126H124ZM131 124L133 125V123H131ZM139 124H140V122H139ZM148 124H150V123L148 122ZM17 125H18V124H17ZM29 125H30V124H29ZM29 125H28V126H29ZM34 125H35V123H34ZM41 125H42V124H41ZM63 125H64V124H63ZM78 125H79V122H78ZM85 125H86V124H85ZM117 125H118V124H117ZM152 125H153V124H152ZM154 125H153V126H154ZM181 125H182V123H181ZM183 125H184V124H183ZM36 126H37V125H36ZM69 126H70V125H69ZM75 126H76V125H75ZM93 126H94V125H93ZM130 126H131V125H130ZM146 126H147V125H146ZM158 126H159V125H158ZM169 126H170V125H169ZM38 127H39V126H38ZM63 127H64V126H63ZM70 127H72V126H70ZM78 127H79V126H78ZM104 127H106V126H104ZM131 127H132V126H131ZM172 127H173V126H172ZM172 127H171V128H172ZM184 127H185V126H184ZM15 128H16V127H15ZM25 128H26V127H25ZM55 128H56V127H55ZM59 128H61V126H59ZM80 128H81V127H80ZM89 128H91V127H89ZM108 128H109V127H108ZM114 128H115V127H114ZM144 128H146V127H144ZM156 128H157V130H158V127H156ZM182 128H183V127H182ZM8 129H9V128H8ZM8 129H7V130H8ZM22 129H24V128H22ZM28 129H29V128H28ZM61 129H62V128H61ZM91 129H92V128H91ZM128 129H129V126H128ZM133 129H134V128H133ZM139 129H140V128H139ZM148 129H149V128H148ZM153 129H155V128H153ZM185 129H187V127H186ZM13 130H14V129H13ZM13 130H12V132H13ZM63 130H64V129H63ZM74 130H75V129H74ZM81 130H82V129H81ZM106 130H107V128H106ZM134 130H136V129H134ZM174 130H175V129H174ZM3 131H4V130H3ZM25 131H26V130H25ZM61 131H62V130H61ZM125 131H126V130H125ZM127 131H128V130H127ZM160 131H161V130H160ZM168 131H169V130H168ZM182 131H184V129H182ZM1 132H2V131H1ZM8 132H9V131H8ZM8 132H6V133H8ZM15 132H17V131L15 130ZM84 132H85V131H84ZM92 132H93V131H92ZM99 132H101V131H99ZM109 132H110V131H109ZM109 132H108V133H109ZM136 132H137V131H136ZM139 132H140V131H139ZM147 132H148V131H147ZM154 132H155V131H153V133H154ZM20 133H21V132H20ZM66 133H67V132H65V134H66ZM93 133H94V132H93ZM103 133H104V132H103ZM127 133H128V132H127ZM148 133H149V132H148ZM164 133H165V132H163L162 134H164ZM189 133H190V132H189ZM11 134H12V133H11ZM13 134H15V133H13ZM77 134H78V133H77ZM95 134H96V133H95ZM109 134H110V133H109ZM123 134H124V130H123ZM135 134H136V133H135ZM135 134H134V135H135ZM165 134H166V133H165ZM183 134H184V133H183ZM8 135H9V134H8ZM18 135H20V134H18ZM32 135H33V133H32ZM111 135H112V134H111ZM127 135H128V134H127ZM148 135H149V134H148ZM153 135H154V134H153ZM155 135H156V134H155ZM181 135H182V134H181ZM188 135H189V134H188ZM26 136H27V135H26ZM33 136H34V135H33ZM33 136H32V138H33ZM87 136H89V135H87ZM87 136H86V137H87ZM93 136H94V135H93ZM113 136H114V135H113ZM139 136H140V135H139ZM157 136H158V135H157ZM157 136H155V137L157 138ZM170 136H171V135H170ZM183 136H185V135H183ZM11 137L14 138L15 136H11ZM97 137H98V136H97ZM152 137H153V136H151V138H152ZM155 137H154V138H155ZM181 137H182V136H181ZM248 137H249V136H248ZM13 138H12V139H13ZM15 138H16V137H15ZM18 138H19V137H18ZM28 138H29V140L31 139L30 137H28ZM74 138H75V137H74ZM93 138H94V137H93ZM100 138H101V137H100ZM103 138H104V136H103ZM179 138H180V137H179ZM183 138L185 139V137H183ZM0 139H1V138H0ZM4 139H5V138H4ZM113 139H114V137H112V140H113ZM115 139H116V137H115ZM120 139H121V138H120ZM124 139H125V136H124ZM124 139H123L122 141H124ZM159 139H160V138H159ZM170 139H171V138H170ZM70 140H71V139H70ZM79 140H80V139H79ZM82 140H83V138H82ZM82 140H81V141H82ZM84 140H86V139H84ZM109 140H110V139H109ZM136 140H137V139H136ZM144 140H145V139H143V141H144ZM151 140H153V139H151ZM166 140H167V139H166ZM12 141H13V140H12ZM14 141H16V140H14ZM92 141H93V140H92ZM115 141H116V140H115ZM139 141H140V140H139ZM143 141H142V142H143ZM153 141H154V140H153ZM158 141H159V140H158ZM2 142H3V141H2ZM2 142H1V143H2ZM32 142H33V141H32ZM36 142H37V141H36ZM68 142H69V141H68ZM73 142H74V140H73ZM126 142H127V141H126ZM154 142H155V141H154ZM160 142H161V141H160ZM183 142H184V141H183ZM12 143H13V142H12ZM17 143H18V142H17ZM27 143H28V142H27ZM84 143H85V142H84ZM112 143H114V142H112ZM24 144H26V142H25ZM31 144H32V143H31ZM67 144H68V143H67ZM87 144H88V143H87ZM89 144H90V142H89ZM118 144H119V143H118ZM123 144H124V142H123ZM134 144L136 145V143H134ZM141 144H142V143H141ZM165 144H166V143H165ZM181 144H182V143H181ZM79 145H80V144H79ZM85 145H86V144H85ZM137 145H138V144H137ZM152 145H153V143H152ZM4 146H5V145H4ZM22 146H23V145H22ZM26 146H27V145H26ZM26 146H25V147H26ZM33 146H34V145H33ZM90 146H91V144H90ZM92 146H93V145H92ZM123 146H124V145H123ZM169 146H170V145H169ZM171 146H172V145H171ZM191 146H192V145H191ZM239 146H240V145H239ZM27 147H29V146H27ZM83 147H84V146H83ZM83 147H82V148H83ZM87 147H88V145H87ZM87 147H86V148H87ZM118 147H120V146H118ZM128 147H129V146H128ZM134 147H135V146H134ZM139 147H140V146H139ZM164 147H165V145H164ZM178 147H179V146H178ZM183 147H184V146H183ZM185 147H186V146H185ZM240 147H241V146H240ZM5 148H6V146H5ZM10 148H12V147H10ZM30 148H31V147H30ZM79 148H80V147H79ZM86 148H85V149H86ZM120 148H121V147H120ZM124 148H126V147H124ZM129 148H130V147H129ZM152 148H153V147H152ZM157 148H158V147H157ZM255 148H256V146H255ZM0 149H1V147H0ZM25 149H26V148H25ZM77 149H78V148H77ZM83 149H84V148H83ZM83 149H82V150H83ZM90 149H91V147H90ZM118 149H119V148H118ZM142 149H143V148H142ZM168 149H169V148H168ZM183 149H184V148H183ZM88 150H89V149H88ZM120 150H121V149H120ZM128 150H129V151H132V149H131V150L128 149ZM156 150H157V149H156ZM162 150H163V149H162ZM259 150H260V149H259ZM7 151H8V150H7ZM20 151H21V150H20ZM30 151H31V150H30ZM84 151H85V150H83V152H84ZM118 151H119V150H118ZM118 151H117V152H118ZM122 151L124 152V150H122ZM126 151H127V150H126ZM136 151H137V150H136ZM170 151H171V150H170ZM183 151H184V150H183ZM12 152H13V151H12ZM134 152H135V151H134ZM161 152H162V151H161ZM165 152H166V151H165ZM184 152H185V151H184ZM77 153H78V151H77ZM79 153H80V152H79ZM81 153H82V152H81ZM85 153H86V152H85ZM119 153H120V152H119ZM156 153H157V152H156ZM158 153H159V152H158ZM180 153H181V152H180ZM248 153H249V152H248ZM1 154H2V153H1ZM25 154H26V153H25ZM113 154H114V153H113ZM121 154H122V153H121ZM124 154H125V152L123 153V155H124ZM250 154H252V153H250ZM5 155H6V154H5ZM80 155H81V154H80ZM82 155H83V154H82ZM84 155H86V154H84ZM109 155H110V153H109ZM179 155H180V154H179ZM1 156H2V155H1ZM24 156H25V155H24ZM72 156H73V155H72ZM126 156H127V155H126ZM128 156H129V154H128ZM132 156H133V155H132ZM158 156H159V155H158ZM234 156H235V155H234ZM2 157H3V156H2ZM25 157H26V156H25ZM27 157H28V156H27ZM73 157H75V156H73ZM119 157H120V156H119ZM165 157H166V155H165ZM240 157H242V156H240ZM22 158H23V157H22ZM79 158H80V157H79ZM79 158H78V159H79ZM81 158H82V156H81ZM86 158H87V157H86ZM121 158H123V157L121 156ZM124 158H125V157H124ZM130 158H131V157H130ZM135 158H136V157H135ZM174 158H175V157H174ZM27 159H28V158H27ZM82 159H83V158H82ZM109 159H110V158H109ZM131 159L133 160V158H131ZM179 159H180V158H179ZM181 159H182V158H181ZM238 159H239V158H238ZM35 160L38 162L39 159H36V158H35ZM124 160H125V159H124ZM127 160H128V159H127ZM171 160H172V159H171ZM25 161H26V160H25ZM76 161H77V159H76ZM156 161L158 162V160H156ZM180 161H181V160H180ZM182 161H183V159H182ZM229 161H231V158H230ZM242 161H243V159H242ZM77 162H78V161H77ZM86 162H87V161H86ZM88 162H89V161H88ZM173 162H174V161H173ZM240 162H241V161H240ZM22 163H23V162H22ZM24 163H25V162H24ZM70 163H72V162H70ZM70 163H69V164H70ZM127 163L129 164V162H127ZM127 163H125V164H127ZM131 163H132V162H131ZM133 163H134V162H133ZM166 163H167V162H166ZM184 163H185V161H184ZM241 163H242V162H241ZM243 163H244V162H243ZM28 164H29V163H28ZM34 164H35V163H34ZM66 164H68V163H66ZM77 164H78V163H77ZM77 164H76V166H77ZM102 164H103V163H102ZM135 164H136V163H135ZM176 164H177V163H176ZM179 164H180V163H179ZM234 164H235V163H234ZM239 164H240V163H239ZM12 165H13V164H12ZM25 165H27V164H25ZM37 165H38V164H37ZM73 165H74V164H73ZM94 165H95V164H94ZM117 165H118V164H117ZM122 165H123V164H122ZM122 165H121V166H122ZM136 165H137V164H136ZM158 165H160V164H158ZM181 165H182V164H181ZM184 165H185V164H184ZM184 165H183V166H184ZM235 165H237V164H235ZM21 166H22V165H21ZM100 166L102 167V165H100ZM121 166H119V167H121ZM124 166H126V165H124ZM131 166H132V165H131ZM133 166H135V165L133 164ZM155 166H156V165H155ZM14 167H15V165H14ZM22 167H23V166H22ZM26 167H27V166H26ZM78 167H79V166H78ZM82 167H84V166H82ZM101 167H100V168H101ZM27 168H28V167H27ZM29 168H30V167H29ZM65 168H66V167H65ZM132 168H133V167H132ZM132 168H131V169H132ZM134 168H135V167H134ZM167 168H168V167H167ZM175 168H176V167H175ZM181 168H182V166H181ZM183 168H184V167H183ZM233 168H234V166H233ZM233 168H232V169H233ZM242 168H243V166H242ZM244 168H245V167H244ZM246 168H247V167H246ZM21 169H22V168H21ZM67 169H68V168H67ZM70 169H71V168H70ZM91 169H92V168H91ZM102 169H103V168H102ZM120 169H121V168H120ZM127 169H128V168H126V170H127ZM170 169H172V168H170ZM201 169H202V168H201ZM260 169H261V168H260ZM23 170H24V168H23ZM30 170H31V169H30ZM61 170H62V168H61ZM75 170H76V168H75ZM82 170H83V169H82ZM99 170H100V169H99ZM121 170H122V169H121ZM141 170H142V169H141ZM166 170H167V169H166ZM238 170H239V169H238ZM243 170H244V169H243ZM245 170H246V169H245ZM255 170H256V169H255ZM258 170H259V168H258ZM12 171H13V170H12ZM17 171H18V170H17ZM31 171H32V170H31ZM34 171H36V170H34ZM93 171H94V170H93ZM96 171H97V170H96ZM136 171H137V170H136ZM153 171H154V170H153ZM161 171H162V170H161ZM240 171H242V170H240ZM263 171H264V170H263ZM18 172H19V171H18ZM18 172H17V173H18ZM20 172H21V171H20ZM36 172H37V171H36ZM69 172H70V171H69ZM69 172H67V173H69ZM72 172H73V170H72ZM72 172H70V174H71ZM75 172L77 173V171H75ZM80 172H81V171H80ZM159 172H160V171H159ZM176 172L178 173V171H176ZM183 172H184V171H183ZM183 172H181V173H183ZM194 172H195V171H194ZM202 172H203V171H202ZM235 172H236V171H235ZM259 172H261V170H259ZM26 173H28V172H26ZM30 173H31V172H30ZM64 173H66V172H64ZM94 173H95V172H94ZM141 173H143V171H142ZM144 173H145V172H144ZM168 173H169V172H168ZM173 173H174V172H173ZM173 173H172V174H173ZM179 173H180V172H179ZM34 174H35V173H34ZM87 174H88V173H87ZM99 174H100V173H99ZM133 174H136V173L133 172ZM232 174H233V173H232ZM255 174H256V172H255ZM37 175H38V174H37ZM95 175H96V173H95ZM139 175H140V174H139ZM173 175H174V174H173ZM173 175H172V176H173ZM201 175H202V173H201ZM237 175H238V174H237ZM19 176H20V174H19ZM29 176H30V175H29ZM83 176H84V175H83ZM136 176H137V174H136ZM141 176H142V175H141ZM147 176H148V175H147ZM175 176H176V175H175ZM181 176L183 177V175H181ZM232 176L235 177V175H232ZM240 176H242V175H240ZM70 177H71V175H70ZM133 177H134V176H133ZM165 177H166V176H165ZM167 177H168V176H167ZM184 177H185V176H184ZM263 177H264V176H262L261 179H262ZM1 178H3V177H1ZM16 178H17V177H16ZM25 178H26V177H25ZM25 178H24V179H25ZM93 178H95V177H93ZM100 178H101V180H102L103 177L100 176ZM134 178H135V177H134ZM147 178H148V177H147ZM171 178H172V177H171ZM188 178H189V177H188ZM241 178H242V177H241ZM248 178H249V177H248ZM254 178H256V177H254ZM21 179H23V178H21ZM37 179H38V178H37ZM69 179H70V178H69ZM71 179H73V178H71ZM83 179H84V178H83ZM118 179H119V178H118ZM159 179H160V178H159ZM178 179H179V177H178ZM233 179H234V178H233ZM239 179H240V178H239ZM1 180H2V179H1ZM65 180H66V179H65ZM101 180H100V181H101ZM107 180H108V179H107ZM122 180H123V179H122ZM136 180H137V179H136ZM138 180H139V179H138ZM143 180H144V179H143ZM182 180H183V178H182ZM184 180H185V178H184ZM254 180H255V179H254ZM31 181H32V180H31ZM80 181H81V180H80ZM130 181H131V180H130ZM141 181H142V180H141ZM141 181H139V182H141ZM145 181H146V180H145ZM159 181H160V180H159ZM163 181H164V180H163ZM174 181H175V180H174ZM180 181H181V180H180ZM180 181H178L177 183H180ZM215 181H217V180H215ZM234 181H235V180H234ZM234 181H233V182H234ZM240 181H241V180H240ZM240 181H239V183H240ZM242 181H244V180H242ZM17 182H18V181H17ZM19 182H20V181H19ZM19 182H18V183H19ZM32 182H33V181H32ZM75 182H76V181H75ZM77 182H78V180H77ZM95 182H96V181H95ZM112 182H113V181H112ZM185 182L187 183V181H185ZM211 182H212V181H211ZM251 182H252V181H251ZM260 182H261V180H260ZM263 182H264V181H263ZM92 183H94V182H92ZM100 183H101V182H100ZM115 183H117V182H115ZM122 183H123V182H122ZM135 183H136V182H135ZM165 183H166V182H165ZM175 183H176V182H175ZM181 183H183V181H182ZM235 183L237 184L238 182L235 181ZM8 184H9V183H8ZM26 184H27V183H26ZM29 184H30V183H29ZM32 184H33V183H32ZM68 184H69V183H68ZM79 184H80V182H79ZM90 184H91V182H90ZM170 184H171V183H170ZM241 184H243V183H241ZM254 184H255V183H254ZM256 184H258V182H257ZM261 184H263V183H261ZM30 185H31V184H30ZM36 185H37V184H36ZM70 185H71V184H70ZM92 185H93V184H92ZM101 185H102V184H101ZM164 185H165V184H164ZM173 185H174V184H173ZM215 185H216V183H215ZM10 186H11V185H10ZM20 186H21V185H20ZM66 186H68V185H66ZM179 186H180V185H179ZM183 186H184V185H183ZM212 186L214 187L213 184H212ZM249 186H250V185H249ZM18 187H19V186H18ZM68 187H69V186H68ZM71 187H72V186H71ZM75 187H76V186H75ZM98 187H99V184H98ZM111 187H112V186H111ZM119 187H120V185H119ZM135 187H136V186H135ZM216 187H217V186H216ZM246 187H247V186H246ZM260 187H261V186H260ZM260 187H259V190H260ZM262 187H263V186H262ZM0 188H1V187H0ZM6 188H8V187H6ZM19 188H20V187H19ZM66 188H67V187H66ZM96 188H97V187H96ZM166 188H167V187H166ZM170 188H171V187H170ZM187 188H188V187H187ZM209 188H210V187H209ZM209 188H208V189H209ZM240 188H241V187H240ZM240 188L238 187V189H240ZM252 188H253V187H252ZM79 189H81V187H80ZM92 189H93V188H92ZM111 189H112V188H111ZM128 189H129V188H128ZM213 189H214V188H213ZM241 189H242V188H241ZM257 189H258V188H257ZM4 190H6V189L4 188ZM18 190H19V189H18ZM99 190H100V189H99ZM160 190H161V189H160ZM173 190H174V189H173ZM211 190H212V188H211ZM215 190H216V189H215ZM242 190H244V188H243ZM248 190L250 191V188H249ZM24 191H25V190H24ZM27 191H28V190H27ZM33 191H35V190H33ZM112 191H113V190H112ZM116 191H119V190H116ZM133 191H134V189H133ZM177 191H178V190H177ZM181 191H182V190H181ZM188 191H189V190H188ZM249 191H246V192H249ZM1 192H2V191H1ZM29 192H30V190H29ZM36 192H38V191L36 190ZM105 192H106V191H105ZM110 192H111V191H110ZM123 192H124V191H123ZM126 192H128V191H126ZM126 192H125V193H126ZM139 192H141V191H139ZM171 192H172V191H171ZM173 192H174V191H173ZM183 192H184V191H183ZM239 192H240V191H239ZM96 193H97V192H96ZM131 193H132V192H131ZM156 193H157V192H156ZM211 193H212V192H211ZM215 193H216V192H215ZM258 193H259V192H258ZM260 193L262 194V192H260ZM2 194H3V193H2ZM6 194H7V192H6ZM27 194H28V192H27ZM33 194H34V193H33ZM116 194H117V193H116ZM133 194H134V193H133ZM167 194H168V193H167ZM177 194H178V193H177ZM180 194H181V193H180ZM180 194H179V196H180ZM219 194H220V193H219ZM242 194L244 195L245 193H242ZM247 194H249V193H247ZM247 194H245V196H246ZM10 195H11V193H10ZM21 195H22V194H21ZM71 195H72V194H71ZM91 195H92V194H91ZM118 195H119V194H118ZM155 195H157V194H155ZM173 195H174V194H173ZM182 195H184V194H182ZM214 195H215V194H214ZM243 195L241 196V199H242ZM0 196H1V195H0ZM7 196H8V195H7ZM23 196H24V195H23ZM74 196H77V195H74ZM94 196H95V194H94ZM125 196H126V195H125ZM128 196H129V195H128ZM143 196H144V195H143ZM143 196H142V197H143ZM179 196H177V197H179ZM186 196H187V195H186ZM257 196H259V194H258ZM28 197H29V196H28ZM63 197H64V196H63ZM70 197H72V196H70ZM121 197H122V196H121ZM183 197H184V196H183ZM189 197H190V196H189ZM0 198H1V197H0ZM2 198H3V197H2ZM2 198H1V200H2ZM5 198H7L6 195H5ZM5 198H4V199H5ZM68 198H69V197H68ZM79 198H80V197H79ZM85 198H86V197H85ZM108 198H109V197H108ZM112 198H113V197H112ZM122 198H123V197H122ZM135 198H136V197H135ZM159 198H160V197H159ZM179 198H180V197H179ZM179 198H176V199H179ZM185 198H186V197H185ZM185 198H184V199H185ZM209 198H210V196H209ZM209 198H207V199H209ZM213 198H215V197H213ZM224 198H225V197H224ZM237 198H238V197H237ZM248 198H249V197H248ZM254 198H255V197H254ZM120 199H121V198H120ZM136 199H137V198H136ZM154 199H155V198H154ZM181 199H182V197H181ZM41 200H42V199H41ZM64 200H65V199H64ZM74 200H75V199H74ZM74 200H73V201H74ZM91 200H92V199H91ZM116 200H117V199H116ZM138 200H139V199H138ZM163 200H164V198H163ZM165 200H166V199H165ZM168 200H169V199H168ZM217 200H218V199H217ZM224 200H225V199H224ZM244 200H245V199H244ZM259 200H260V199H259ZM259 200H258V201H259ZM2 201H3V200H2ZM71 201H72V199H71ZM109 201H110V200H109ZM123 201H124V200H123ZM158 201H159V200H158ZM158 201H157V202H158ZM166 201H167V200H166ZM170 201H171V200H170ZM245 201H246V200H245ZM248 201H249V200H248ZM255 201H256V200H255ZM5 202H6V201H5ZM7 202H8V201H7ZM64 202H65V201H64ZM67 202H68V200H67ZM80 202H81V201H80ZM82 202H83V201H82ZM134 202H135V201H134ZM150 202H151V200H150ZM150 202H149V203H150ZM176 202H177V201H176ZM180 202H181V201H180ZM186 202H187V201H186ZM211 202H212V201H211ZM213 202H214V201H213ZM238 202H239V201H238ZM238 202H237V203H238ZM261 202H262V200H261ZM8 203H9V202H8ZM71 203H72V202H71ZM123 203H124V202H123ZM144 203H145V202H144ZM208 203H209V202H208ZM245 203H246V202H245ZM30 204H31V203H30ZM80 204H81V206H82V203H80ZM83 204H84V203H83ZM120 204H121V203H120ZM120 204H117V205L119 206ZM142 204H143V203H142ZM163 204H164V205H165V204L167 205L168 203H163ZM169 204H170V203H169ZM169 204H168V206H169ZM179 204H180V203H179ZM248 204H249V202H248ZM259 204H260V203H259ZM259 204H258V206H259ZM6 205H8V204H6ZM21 205H22V204H21ZM27 205H28V204H27ZM42 205H43V204H42ZM71 205H72V204H71ZM117 205H116V206H117ZM127 205H128V204H127ZM149 205H150V204H149ZM153 205H154V204H153ZM182 205H183V204H182ZM185 205H186V204H185ZM185 205H184V206H185ZM69 206H70V204H69ZM135 206H136V205H135ZM141 206H142V205H141ZM145 206H146V205H145ZM150 206H151V205H150ZM150 206H149V207H150ZM210 206H211V205H210ZM245 206H246V204H245ZM8 207H9V205H8ZM77 207H78V204H77ZM86 207H88V204H87ZM109 207H111V206H109ZM131 207H132V206H131ZM154 207H155V206H154ZM178 207H179V206H178ZM250 207H251V206H250ZM254 207H255V206H254ZM10 208H11V207H10ZM66 208H67V207H66ZM81 208H83V206H82ZM123 208H124V207H123ZM133 208H134V207H133ZM141 208H143V207H141ZM141 208H140V209H141ZM144 208H145V207H144ZM147 208H148V207H147ZM160 208H162V207H160ZM163 208H164V207H163ZM181 208H182V207H181ZM215 208H216V207H215ZM260 208H261V206H260ZM7 209H8V208H7ZM36 209H37V208H36ZM69 209H70V208H69ZM87 209H88V208H87ZM130 209H131V208H130ZM135 209H136V208H135ZM137 209H138V208H137ZM165 209H166V208H165ZM175 209H176V208H175ZM177 209H178V208H177ZM208 209H209V208H208ZM208 209H207V210H208ZM263 209H264V208H263ZM11 210H12V209H11ZM20 210H21V209H20ZM78 210H79V209H78ZM81 210H82V209H81ZM105 210H106V209H105ZM112 210H113V209H112ZM121 210H122V209H121ZM138 210H139V209H138ZM150 210H151V209H150ZM168 210H169V208H168ZM171 210H172V209H171ZM189 210H190V209H189ZM261 210H262V209H261ZM21 211H22V210H21ZM66 211H67V210H66ZM69 211H70V210H69ZM71 211H72V210H71ZM71 211H70V212H71ZM82 211H83V210H82ZM87 211H88V210H87ZM119 211H120V210H119ZM172 211H173V210H172ZM213 211H214V210H213ZM236 211H237V210H236ZM9 212H10V211H9ZM9 212H8V214H9ZM136 212H137V210H136ZM141 212H144V211H141ZM141 212H140V213H141ZM167 212H169V211H167ZM179 212H180V211H179ZM260 212H261V211H260ZM18 213H19V212H18ZM83 213H84V212H83ZM108 213H109V212H108ZM131 213H132V211H131ZM158 213H159V212H158ZM174 213H175V211H174ZM207 213H208V212H207ZM214 213H215V212H214ZM238 213H239V212H238ZM252 213H253V212H252ZM10 214H11V213H10ZM67 214H68V213H67ZM76 214H77V213H76ZM104 214H105V213H104ZM142 214H143V213H142ZM151 214H152V213H151ZM176 214H177V213H176ZM249 214H250V213H249ZM17 215H18V214H17ZM69 215H70V214H69ZM84 215H85V214H84ZM100 215H101V214H100ZM121 215H122V214H121ZM137 215H138V213H137ZM154 215H155V213H154ZM163 215H164V214H163ZM170 215H171V214H169V217H170ZM193 215H194V214H193ZM74 216H75V215H74ZM158 216H159V215H158ZM208 216H209V215H208ZM210 216H211V213H210ZM252 216H253V214H252ZM10 217H11V215H10ZM20 217H21V216H20ZM22 217H23V216H22ZM76 217H77V216H76ZM85 217H86V216H85ZM94 217H96V216H94ZM115 217H116V216H115ZM119 217H120V216H119ZM132 217H133V216H132ZM132 217H131V218H132ZM179 217H180V215H179ZM184 217H185V216H184ZM206 217H207V216H206ZM213 217H214V216H213ZM257 217H258V216H257ZM98 218H99V217H98ZM106 218H107V216H106ZM122 218H123V217H122ZM122 218H119V219H122ZM147 218H148V217H147ZM166 218H167V217H166ZM252 218H253V217H252ZM252 218H251V219L249 218V219L252 220ZM260 218H261V216H260ZM260 218H259V219H260ZM70 219H71V218H70ZM94 219H95V218H94ZM112 219H113V218H112ZM169 219H170V218H169ZM169 219H167V221H168ZM172 219H173V218H172ZM212 219H213V218H212ZM214 219H215V218H214ZM259 219H258V221H259ZM6 220H7V219H6ZM20 220H21V219H20ZM72 220L74 221V219H72ZM103 220H104V218H103ZM131 220H132V219H131ZM138 220H139V219H138ZM140 220H141V219H140ZM140 220H139V221H140ZM151 220H152V219H150V221H151ZM175 220H176V219H175ZM179 220H180V219H179ZM190 220H191V219H190ZM69 221H70V220H69ZM77 221H78V220H77ZM132 221H133V220H132ZM139 221H138V222H139ZM176 221H177V220H176ZM253 221H254V220H253ZM6 222H7V221H6ZM9 222H11V221L9 220ZM67 222H68V221H67ZM78 222H79V221H78ZM143 222H144V221H143ZM154 222H155V220H154ZM214 222H215V220H214ZM217 222H218V221H217ZM241 222H242V221H241ZM261 222H262V221H261ZM263 222H264V221H263ZM70 223H71V222H70ZM80 223H81V221H80ZM85 223H86V220H85ZM113 223H114V222H113ZM134 223H136V222H134ZM139 223H140V222H139ZM149 223H150V222H149ZM157 223H158V222H157ZM238 223H239V226H240V222H238ZM75 224H76V223H75ZM88 224H89V222H88ZM101 224H103V223H101ZM141 224H143V223H141ZM167 224H168V223H167ZM169 224H170V223H169ZM169 224H168V225H169ZM180 224H181V222H180ZM216 224H217V223H216ZM83 225H84V224H83ZM117 225H118V224H117ZM138 225H139V224H138ZM146 225H147V224H146ZM160 225H161V224H160ZM209 225H211V224H209ZM213 225H214V224H213ZM213 225H212V226H213ZM237 225H238V224H237ZM67 226H68V225H67ZM76 226H77V225H76ZM80 226H81V225H80ZM120 226H121V225H120ZM182 226H183V225H182ZM191 226H192V225H191ZM194 226H195V225H194ZM243 226H244V225H243ZM258 226H259V225H258ZM70 227H71V226H70ZM89 227H90V225H89ZM117 227H118V226H117ZM148 227H149V225H148ZM151 227H152V226L150 225L149 228H151ZM169 227H170V225H169ZM171 227H172V226H171ZM183 227H184V226H183ZM207 227H208V226H207ZM76 228H77V227H76ZM140 228H141V227H140ZM180 228H181V227H180ZM214 228H215V225H214ZM237 228H238V227H237ZM242 228H243V227H242ZM73 229H74V228H73ZM90 229H91V228H90ZM176 229H178V228L176 227ZM182 229H183V228H182ZM182 229H181V230H182ZM238 229H239V228H238ZM262 229L264 230L263 226H262ZM84 230H85V229H84ZM96 230H99V229L97 228ZM102 230H103V229H102ZM169 230H170V229H169ZM183 230H184V229H183ZM183 230H182V232H183ZM209 230H210V228H209ZM215 230H216V229H215ZM241 230H243V229H241ZM11 231H12V230H11ZM68 231H69V230H68ZM72 231H73V230H72ZM124 231H125V229H124ZM142 231H143V230H142ZM170 231L172 232V230H170ZM211 231H212V230H211ZM81 232H82V230H81ZM89 232H91V231H89ZM112 232H113V231H112ZM176 232H177V231H176ZM176 232H175V233H176ZM180 232H181V231H180ZM214 232H215V231H213V233H214ZM219 232H220V230H219ZM237 232H239V231H237ZM261 232H262V231H261ZM94 233H95V232H94ZM94 233L92 232L93 235H95ZM103 233H104V232H103ZM124 233H125V232H124ZM140 233H141V231H140ZM142 233H143V232H142ZM169 233H170V232H169ZM210 233H211V232H210ZM213 233H211V234H213ZM233 233H234V232H233ZM75 234H76V233H75ZM77 234H78V233H77ZM96 234H97V233H96ZM100 234H101V233H100ZM121 234H122V233H121ZM144 234H145V231H144ZM148 234H149V233H148ZM156 234H157V233H156ZM172 234H173V232H172ZM215 234H216V233H215ZM218 234H219V233H218ZM263 234H264V233H263ZM71 235H72V234H71ZM124 235H125V234H124ZM145 235H146V234H145ZM170 235H171V234H170ZM170 235H169V236H170ZM175 235H176V234H175ZM182 235H183V234H182ZM187 235H188V234H187ZM43 236H44V235H43ZM75 236H76V235H75ZM104 236H106V235H104ZM104 236H103V237H104ZM208 236H210V235H208ZM219 236H220V235H219ZM240 236H242V235H240ZM240 236H239V237H240ZM262 236H263V235H262ZM262 236H261V237H262ZM14 237H15V236H14ZM73 237H74V236H73ZM77 237H80V236L77 235ZM101 237H102V236H101ZM113 237H115V236H113ZM145 237H146V236H145ZM172 237H173V236H172ZM172 237H171V238H172ZM211 237H212V236H211ZM259 237H260V234H259ZM18 238H19V237H18ZM84 238H85V237H84ZM178 238H179V237H178ZM217 238H218V237H217ZM236 238H237V236H236ZM262 238L264 239V237H262ZM43 239H44V238H43ZM48 239H49V237H48ZM73 239H75V237H74ZM93 239L96 240V238H93ZM93 239H92V240H93ZM97 239H98V238H97ZM109 239H110V238H109ZM140 239H142V238H140ZM149 239H150V238H149ZM151 239H152V237H151ZM187 239H188V238H187ZM245 239H246V238H245ZM49 240H50V239H49ZM95 240H94V242H95ZM167 240H168V238H167ZM177 240H178V239H177ZM188 240H189V239H188ZM188 240H187V241H188ZM210 240H211V239H210ZM42 241H44V240H42ZM69 241H70V240H69ZM73 241H74V240H73ZM84 241H85V240H84ZM102 241H103V240H102ZM105 241H107V239H105ZM105 241H104V242H105ZM169 241H170V239H169ZM172 241H174V239H173ZM178 241H179V240H178ZM187 241H184V240H183V242H187ZM193 241H194V240H193ZM261 241H262V240H261ZM80 242H81V240H80ZM85 242H86V241H85ZM98 242H99V241H98ZM109 242H111V240H110ZM139 242H140V241H139ZM205 242H206V241H205ZM238 242H239V241H238ZM241 242H242V241H241ZM51 243H52V242H51ZM101 243H103V242H101ZM140 243H141V242H140ZM144 243H145V242H144ZM154 243H155V242H154ZM164 243H165V241H164ZM173 243H174V242H173ZM178 243H179V242H178ZM211 243H212V242H211ZM234 243H235V242H234ZM242 243H243V242H242ZM244 243H245V241H244ZM262 243H264V241H263ZM80 244H81V243H80ZM84 244H85V243H84ZM106 244H107V243H106ZM142 244H143V243H142ZM170 244H171V243H170ZM185 244H186V243H185ZM260 244H261V242H260ZM85 245H86V244H85ZM100 245H101V244H100ZM100 245H99V246H100ZM166 245H168V244H166ZM177 245H178V244H177ZM187 245H188V244H187ZM207 245H208V244H207ZM75 246H76V244H75ZM79 246H80V245H79ZM79 246H78V247H79ZM96 246H97V244H96ZM99 246H98V247H99ZM102 246H104V245H102ZM173 246H174V245H173ZM213 246H215V245H213ZM220 246H221V245H220ZM234 246H235V245H234ZM240 246H241V244H240ZM263 246H264V245H263ZM263 246H262V249H263ZM98 247H97V248H98ZM149 247H150V246H149ZM160 247H162V246H160ZM176 247H177V246H175V248H176ZM184 247H185V246H184ZM210 247H212V246H210ZM243 247H244V246H242V248H243ZM43 248H44V247H43ZM81 248H82V247H81ZM85 248H86V247H85ZM92 248H93V247H92ZM94 248H95V247H94ZM141 248H142V247H141ZM143 248H144V246H143ZM143 248H142V249H143ZM145 248H146V245H145ZM173 248H174V247H173ZM207 248H208V247H207ZM207 248H206V249H207ZM217 248H218V246H217ZM87 249H88V248H87ZM90 249H91V248H90ZM98 249H99V248H98ZM101 249H102V247H100V250H101ZM103 249H104V248H103ZM148 249H149V248H148ZM150 249H152V247H151ZM150 249H149V250H150ZM164 249H165V248H164ZM168 249H169V247H168ZM96 250H97V249H96ZM106 250H107V247H106ZM143 250H144V249H143ZM180 250H181V249H180ZM184 250H185V249H184ZM50 251H51V250H50ZM50 251H49V252H50ZM87 251L89 252V249H88ZM92 251H93V250H92ZM98 251H99V250H98ZM188 251H189V249H188ZM237 251H238V250H237ZM47 252H48V250H47ZM83 252H84V251H83ZM151 252H152V251H151ZM155 252H156V251H155ZM181 252H182V251H181ZM50 253H51V252H50ZM50 253H49V254H50ZM101 253H102V251H101ZM138 253H139V252H138ZM143 253H144V252H143ZM143 253H141V255H142ZM164 253H165V252H164ZM172 253H173V251H172ZM184 253H185V252H184ZM242 253H243V252H242ZM52 254H53V253H52ZM76 254H77V253H76ZM83 254H84V253H83ZM90 254H91V252H90ZM94 254H95V252H94ZM105 254H106V253H105ZM120 254H121V253H120ZM165 254H166V253H165ZM167 254H169V253H167ZM167 254H166V255H167ZM176 254H178V252H176ZM210 254H211V253H210ZM237 254H238V253H237ZM239 254H240V253H239ZM263 254H264V253H263ZM2 255H3V254H2ZM80 255H81V254H80ZM110 255H111V254H110ZM118 255H119V254H118ZM148 255H150V253H148ZM194 255H195V254H194ZM50 256H51V255H50ZM105 256H106V255H105ZM126 256H127V255H126ZM135 256H136V255H135ZM146 256H147V255H146ZM182 256H183V255H182ZM182 256H181V258H182ZM83 257H84V256H83ZM87 257H88V256H87ZM97 257H98V256H97ZM106 257H107V256H106ZM113 257H114V256H113ZM137 257H139V256H137ZM172 257H173V256H172ZM178 257H179V256H178ZM50 258H51V257H50ZM99 258H101V257H99ZM99 258H98V259H99ZM119 258H120V257H119ZM121 258H122V257H121ZM130 258H131V257H130ZM139 258H140V257H139ZM239 258H240V257H239ZM263 258H264V256H263ZM104 259H105V258H104ZM128 259H129V258H128ZM140 259H141V258H140ZM140 259H139V261H140ZM188 259H189V258H188ZM231 259H232V258H231ZM240 259H241V258H240ZM71 260H72V259H71ZM80 260H81V259H80ZM82 260H83V259H82ZM111 260H112V259H111ZM113 260H114V259H113ZM118 260H119V259H118ZM129 260H130V259H129ZM212 260H213V258H212ZM234 260H235V259H234ZM53 261H54V260H53ZM142 261H143V260H142ZM169 261H170V260H169ZM177 261H178V260H177ZM180 261H181V260H180ZM184 261H185V260H184ZM194 261H195V260H194ZM194 261H193V262H194ZM244 261H245V260H244ZM83 262H84V261H83ZM103 262H104V261H103ZM111 262L113 263V261H111ZM185 262H186V261H185ZM86 263H87V262H86ZM86 263H85V264H86ZM107 263H108V262H107ZM249 263H250V262H249ZM249 263H248V264H249ZM1 264H2V263H1ZM75 264H76V263H75ZM79 264H80V263H79ZM94 264H95V263H94ZM102 264H103V263H102ZM105 264H106V262H105ZM129 264H130V263H129ZM180 264H182V263H180ZM237 264H238V263H237ZM254 264H255V263H254Z\"/></svg>",
	"mask_w": 264,
	"mask_h": 264
}]
</instances>
